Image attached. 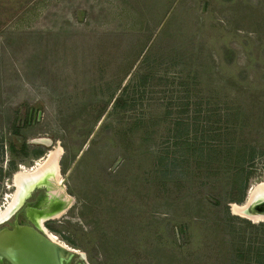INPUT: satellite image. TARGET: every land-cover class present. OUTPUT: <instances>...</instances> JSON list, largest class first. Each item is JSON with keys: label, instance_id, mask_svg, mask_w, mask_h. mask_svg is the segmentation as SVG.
<instances>
[{"label": "rangeland", "instance_id": "rangeland-1", "mask_svg": "<svg viewBox=\"0 0 264 264\" xmlns=\"http://www.w3.org/2000/svg\"><path fill=\"white\" fill-rule=\"evenodd\" d=\"M55 150L45 226L88 264H256L229 199L264 180V0H0V207Z\"/></svg>", "mask_w": 264, "mask_h": 264}, {"label": "bare ground", "instance_id": "bare-ground-1", "mask_svg": "<svg viewBox=\"0 0 264 264\" xmlns=\"http://www.w3.org/2000/svg\"><path fill=\"white\" fill-rule=\"evenodd\" d=\"M38 143L47 144L48 146L51 144L50 139L47 138H36L35 139ZM60 150L51 151L50 154H47L46 156L37 159L31 167H27L24 165H20L18 169L14 172L13 178H12V187L14 190L11 192V194L7 195V198L5 199V204L0 207V222L4 221L9 215L10 212L15 207L16 203H18L20 198V191L22 190L23 184L28 182L29 184L34 183L35 181H41L44 180L43 177L45 176H53V179H55L57 182V186H60V194H62V189L65 192V186L64 181L58 172L56 160L59 159L60 156ZM67 195V194H66ZM58 199H60V195H58ZM64 199V198H63ZM263 200L264 201V180L260 182H256L253 184L247 193L246 202L242 204H232V211L234 214L251 219L255 223L264 222V212H256L257 214H251L248 212V205L256 202H259ZM66 206L58 213L53 214L52 216L47 217H58L65 213V210L68 209L71 205H73L71 200H65ZM46 215V214H45ZM44 215V216H45ZM40 217L39 225L43 227V221L46 219V216L43 215H35V217ZM43 222V223H42ZM44 230L47 232V237L51 239L53 242L63 246L64 248L72 251L73 249L67 245L65 242H62L59 240V238L53 233L50 232L47 228L43 227Z\"/></svg>", "mask_w": 264, "mask_h": 264}, {"label": "water", "instance_id": "water-1", "mask_svg": "<svg viewBox=\"0 0 264 264\" xmlns=\"http://www.w3.org/2000/svg\"><path fill=\"white\" fill-rule=\"evenodd\" d=\"M41 115L42 112L38 111V120ZM247 208L251 214L264 212V201H255ZM73 253L79 254L82 264H88L80 253L53 242L33 226L15 221L12 229L0 230V257L11 264H63V260Z\"/></svg>", "mask_w": 264, "mask_h": 264}, {"label": "flooded vegetation", "instance_id": "flooded-vegetation-1", "mask_svg": "<svg viewBox=\"0 0 264 264\" xmlns=\"http://www.w3.org/2000/svg\"><path fill=\"white\" fill-rule=\"evenodd\" d=\"M38 111L33 107L24 108V110H22L21 112L22 115L20 116V113L18 114L16 122L17 125L19 127H23L25 125H35L38 122ZM44 145L48 146L45 143ZM43 179L44 180L35 181L31 184H29L28 182H25L23 184L22 190L20 191L19 201L10 212V215H13L12 223L1 226L0 230L3 228L12 229L14 222L17 221L19 224H27L33 226L42 234H47L43 227L47 228L45 226V222L51 220L52 217H47L46 219H44V223L42 222V227L39 225L40 217H32V213L39 216H44L45 214L52 216L51 214L60 212L64 208V205L62 206L61 204H59V202H57L60 200L54 193V187L56 186L54 179L49 176H45L43 177ZM45 190H48L50 193H46ZM10 215L8 216V218L10 217ZM82 262L83 259L77 253H73L67 259L63 260V264H82ZM0 264L11 263L5 258L0 257Z\"/></svg>", "mask_w": 264, "mask_h": 264}, {"label": "trees", "instance_id": "trees-1", "mask_svg": "<svg viewBox=\"0 0 264 264\" xmlns=\"http://www.w3.org/2000/svg\"><path fill=\"white\" fill-rule=\"evenodd\" d=\"M27 149H28V146L26 145L25 142H23V144H22L21 149L19 150V152H21L22 155H25L26 156L28 154ZM12 150L15 151V152H17V149L14 148L13 144H12ZM164 160H166L165 157H160V159L158 160V162H159V164H164V166L166 167V170H167V169H169L168 168V165L170 164V163H168V160H171V159H167L166 160V163H163ZM240 175H241L240 178L242 180H244V184L242 186V192H241V194L238 197H231L229 199V202H237V203L241 204L244 201L245 191L247 189L248 181H249V176H248L247 169L245 170V169L242 168ZM216 203H219V201L216 200ZM251 226H252V228H258V227H255V225H251ZM259 229H261L264 232V227L263 226H261ZM187 240H188V238H187ZM188 242H189V240L186 241V243H188ZM238 250H239V257H240L239 258L240 259L239 261L245 260L247 258V253H249V252L245 251L243 249V246L239 247ZM253 256L255 258L256 264H261V262L264 263V241L262 242V244L261 243L258 244V248H257L256 252L253 254Z\"/></svg>", "mask_w": 264, "mask_h": 264}]
</instances>
